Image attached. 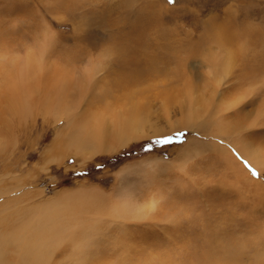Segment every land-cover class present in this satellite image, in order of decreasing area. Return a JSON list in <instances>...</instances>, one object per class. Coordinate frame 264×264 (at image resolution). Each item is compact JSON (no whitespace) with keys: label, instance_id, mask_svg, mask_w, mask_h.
Here are the masks:
<instances>
[{"label":"rangeland","instance_id":"obj_1","mask_svg":"<svg viewBox=\"0 0 264 264\" xmlns=\"http://www.w3.org/2000/svg\"><path fill=\"white\" fill-rule=\"evenodd\" d=\"M30 55L52 74L68 72L61 88L47 73L56 80L50 94H67L91 126H100L97 107L109 116L123 108L143 123L142 136L110 140L112 151L88 158V148L69 147L66 120L44 117L34 95L26 119L0 121V230L13 213L98 192L101 213L80 216L92 217L95 264H264V0H0V105L4 76ZM93 70L101 89L84 95ZM185 90L210 98L206 115L198 105L204 125L223 100L237 99L218 115L224 135L189 126ZM251 152L261 166L246 159ZM73 239L47 263L69 264Z\"/></svg>","mask_w":264,"mask_h":264},{"label":"bare ground","instance_id":"obj_2","mask_svg":"<svg viewBox=\"0 0 264 264\" xmlns=\"http://www.w3.org/2000/svg\"><path fill=\"white\" fill-rule=\"evenodd\" d=\"M49 41L51 40L49 39ZM41 59H42L41 57L37 59V57H33V55H30V57H27V61L25 63L23 62L20 68L14 71V73L13 72L8 73L7 77L4 76V74H2V76H4V79L3 81L1 79V81L3 83L2 88L4 89H3L2 96H1L2 100H1V105H0L1 107L0 121L1 122L7 121L3 119V117L6 115L12 117V119L13 118H17L18 120L26 119L29 115H31L32 102H33L32 99H33V96L37 94L38 98H37V101H35L36 106L41 109V112L44 115V117L51 115L55 120L65 119L67 123L66 125L69 128L68 136H69L70 143L68 144L72 146V147L71 146L69 147L75 148V150H77L78 152L81 149H83V147L88 148L89 151H87L88 155L86 154V157L88 156L91 157L93 154H98L99 152L105 151L106 149L112 151L114 147L108 146L106 144L110 140H114L116 142V145L118 146H124L131 140L133 141L138 138H141L143 123L142 124L138 123L137 125L132 123L133 122L132 118L127 119L128 116L125 114V110L123 108L114 109V115L109 116L106 109L97 107L94 113V117L97 118L100 126L99 127L96 125L91 126L89 124L90 122L89 117H85L83 114H80V115L75 114L76 112L68 106L69 99H68L67 94L61 95L59 92H57L56 96L52 97L50 92L54 89L56 80H49L50 78L47 77L48 75L47 73H50V74L52 73L51 71L44 69L45 67L41 65L42 64ZM221 62H224L222 63V66H227V67H223V70L226 71V69H228V73H229L231 65L233 63L231 52H227L225 54V57L221 59ZM46 67H49V66L47 65ZM14 69L15 67H13L11 70H14ZM53 69L56 75L55 74H52V75L56 76L54 78L60 80V88H61L64 86L65 82H67L68 72H66V70H64V72L62 70L56 71L54 67ZM95 74H96L95 70H93V72L90 73L89 80H88L89 86L87 85L86 92H84V95L85 94L88 95L94 90H97L99 92V90L101 89L100 88L101 86L99 88L98 87L96 88L95 84L92 85V83L96 82ZM187 87H190V86H187ZM1 90H0V93H1ZM182 95H185L187 97L186 101L188 103V110H187L188 113L186 111L187 113L186 117H187L189 126L194 127L198 130L201 129L202 131H207L210 133L211 132L212 133H222V134L224 133L223 131H224V128H226V121L218 117V115L221 112H223V110H225L226 107L227 108L234 107L236 105L237 99L236 101H233V102L231 101L227 102L226 100H223L221 104L218 106V109L217 110L215 109L213 117L211 118L212 119L211 122L205 123L204 125V123L201 122L202 120L199 118H201V116L204 117V112H203L204 110H205V115H206L208 112V109H210L208 105V103H210L209 102L210 98L208 99L204 97L200 100V98L198 97L199 99L195 101V99H192L193 98L192 96L194 95L190 90L189 91L185 90L184 92H182ZM236 97L238 98V96ZM190 101L192 103H190ZM198 105H200L204 110H200ZM75 106L77 107L78 105H75ZM212 107H215V104L214 106L212 105ZM56 114L57 116H55ZM136 114L137 113L134 112L131 116H136ZM108 118L112 120L111 126L113 127V130H114L111 132L110 135H107V133L110 132L111 129H108L105 126V123L108 122L107 121ZM198 119L200 120V122ZM236 126H233L232 128H235V130L238 129L239 126L238 127ZM101 132H104V134L102 135ZM227 132H230V131H227ZM206 135L207 133L205 134V137ZM234 135H237V134L234 132ZM92 141L94 142L92 143ZM216 144H217V141H216ZM246 144L248 143L246 142ZM106 145H107V148H106ZM207 145L208 144L206 143L203 147L204 148L209 147ZM196 147L194 145V148ZM204 148H203V152H204ZM243 148H246L245 145ZM189 150L190 148L187 150L188 155L190 154ZM195 150L197 152L198 148H196ZM191 153H192V150H191ZM199 153H202V152H199ZM244 155L248 156V154H245V153L243 154V156ZM250 155H251V158H249L250 156L249 157L245 156L247 157L246 159H251V161L254 162L257 167L262 165L261 161H259V159H262V158L258 157L257 154L253 152H251ZM97 194L99 195L98 192ZM97 194L94 193L93 195H88V194L83 193L82 197L79 199L78 197H74L73 194L67 193L65 195H62L60 198H56L55 200L51 201V203L50 202L47 203L45 206H41L40 205L41 203H40L39 204L40 206L38 205L34 206L35 208L32 207L34 208L32 210L30 208L26 212L19 211V213L17 212L18 213L17 216H16L17 213L16 214L10 213L12 214L10 216V221L4 222L0 230L1 231L0 232V264H12V261L8 260V257H9L8 253H12L14 255L15 261L13 262V264H49L47 263V261L51 257H47V256L49 255L52 256L53 252H55L54 250L55 249L58 250V248L62 246L61 243H65L63 239L70 240V238H74L73 240L75 242V245L77 244L76 250L75 248L73 249V253L74 251L75 253L77 251V253L75 254V257L72 256L74 258L71 257L73 253L70 256H68L73 259L69 262V264H95L93 263L92 258L90 257L92 254L91 252L96 250V248H94L95 246H93L94 245L93 243H92L93 244L92 246L88 243V241L90 242V238L94 236L95 233L92 227L85 225L87 222H91L89 219H92V217L82 218L80 216H82L81 214L84 215V213L85 215L86 214H94V215L98 214L99 208L102 205L100 204L101 196H98ZM123 205H125L124 208L128 213V211L130 210L129 205L128 204L127 205L123 204ZM2 208H4V206ZM132 208L133 207H131V209ZM109 209H111V207ZM100 210H103V208ZM125 210L123 209V206H121L116 210L115 215L117 217H123V214H126ZM144 212L145 211H143V214ZM134 214H137V213H134ZM129 218H132V217H129ZM85 229L88 231V234L90 237L85 236L87 232L84 233L83 235H80L83 232H85ZM80 236H85V237L81 238ZM91 239H93V237ZM67 243H70V242H67ZM50 261H52V259Z\"/></svg>","mask_w":264,"mask_h":264},{"label":"snow or ice","instance_id":"obj_3","mask_svg":"<svg viewBox=\"0 0 264 264\" xmlns=\"http://www.w3.org/2000/svg\"><path fill=\"white\" fill-rule=\"evenodd\" d=\"M172 3H174V0H171ZM184 135L183 133H178L177 136H182ZM159 143H164V144H168V143H171L172 142V138L169 137V138H165L163 139L162 141H158ZM253 174H256V173H253Z\"/></svg>","mask_w":264,"mask_h":264}]
</instances>
